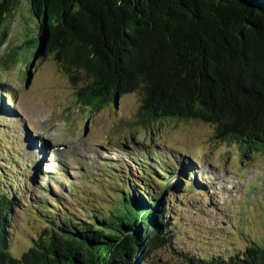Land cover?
<instances>
[{
    "label": "trees",
    "instance_id": "trees-1",
    "mask_svg": "<svg viewBox=\"0 0 264 264\" xmlns=\"http://www.w3.org/2000/svg\"><path fill=\"white\" fill-rule=\"evenodd\" d=\"M18 2L0 0V29ZM29 2L38 33L25 39L11 59L23 65L30 58L58 64L77 86L82 107L98 110L135 93L140 98L136 126L198 120L212 126L218 141L236 144L243 153L264 152V19L252 14L235 24L228 19L232 8L240 13L235 7L222 11L204 0ZM6 38L0 34V47ZM0 93L4 101L14 99L4 88ZM3 165L0 158V264H147L158 250L170 256L162 262L156 258L159 264H264V245L252 240L240 253L227 248L201 254L176 246L165 218L173 201L165 181L153 176V170L166 169H155L149 161L140 167L148 177H117L109 186L111 206L90 199L84 215L65 206L60 207L64 213L40 206L45 226L14 256L11 222L14 207L23 204L13 184L7 185L10 173Z\"/></svg>",
    "mask_w": 264,
    "mask_h": 264
},
{
    "label": "rangeland",
    "instance_id": "rangeland-1",
    "mask_svg": "<svg viewBox=\"0 0 264 264\" xmlns=\"http://www.w3.org/2000/svg\"><path fill=\"white\" fill-rule=\"evenodd\" d=\"M3 32L0 88L14 99L4 101L0 93V158L2 166L8 165L7 185L13 184L24 205L14 207L11 222L14 256L45 226L40 206L60 213L65 206L81 215L90 199L111 206L109 186L117 177H148L140 170L148 161L166 169L153 170V176L165 181L173 201L165 218L176 246L214 254L227 248L240 253L247 240L264 245V152L243 153L236 144L218 141L212 126L198 120H150L136 126L140 98L135 93L98 110L82 107L77 86L58 64L30 58L23 65L11 59L25 39L38 33L29 0H19ZM158 257L170 259L167 251L158 250L145 262L159 264Z\"/></svg>",
    "mask_w": 264,
    "mask_h": 264
},
{
    "label": "water",
    "instance_id": "water-1",
    "mask_svg": "<svg viewBox=\"0 0 264 264\" xmlns=\"http://www.w3.org/2000/svg\"><path fill=\"white\" fill-rule=\"evenodd\" d=\"M204 1L207 4L209 3L208 5L210 7L215 8V9L216 7L217 8L219 7L220 10L222 11L225 10L223 9L224 6H226L228 10L231 9V5L235 7L240 13H243V14H240V13L232 12L234 10L233 8L231 9V11H229L230 16H228V19L232 23H235V24H244L245 23L244 18H246L247 15H252V14H256L257 16L261 18V20L264 19V1L263 0H204ZM238 15L240 16L242 15L243 17H239ZM261 20H259V22Z\"/></svg>",
    "mask_w": 264,
    "mask_h": 264
}]
</instances>
